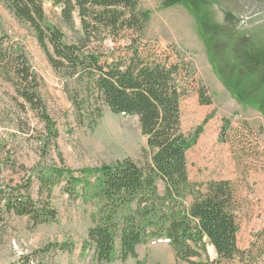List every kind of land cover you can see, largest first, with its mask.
I'll return each mask as SVG.
<instances>
[{"label":"trees","instance_id":"obj_1","mask_svg":"<svg viewBox=\"0 0 264 264\" xmlns=\"http://www.w3.org/2000/svg\"><path fill=\"white\" fill-rule=\"evenodd\" d=\"M3 1L18 21L34 30L51 67L65 80L81 124L87 117L95 127L103 107L137 117L151 157L142 166L128 159L100 170L68 169L62 157L61 164L43 168L21 165L25 175L20 181L0 180V230L10 215L26 217L34 227L56 223L52 195L61 187L71 199L98 203L85 248L99 264L126 262L137 256L139 246L164 239L182 264H258L264 248L255 255L238 247L234 183L204 186L189 179L187 151L198 134L191 140L183 133L180 104L196 84L202 105L210 106L212 100L176 48L147 42L150 18L139 0ZM45 2L60 9L70 38L46 24ZM15 52L0 49V75L15 86L21 107H29L44 123L47 141L56 140L57 127L41 97L39 79L27 57ZM48 146L42 148L44 158ZM4 165L14 171L16 162ZM209 248L216 258L209 256ZM51 250L71 253L73 248ZM17 264L41 263L24 258Z\"/></svg>","mask_w":264,"mask_h":264},{"label":"rangeland","instance_id":"obj_2","mask_svg":"<svg viewBox=\"0 0 264 264\" xmlns=\"http://www.w3.org/2000/svg\"><path fill=\"white\" fill-rule=\"evenodd\" d=\"M139 2L149 13L147 42L176 48L212 100V105H202L196 84L180 104L183 133L191 140L198 134L187 151L189 179L204 186L214 181L234 183L238 247L257 255L264 248V0ZM44 12L48 26L61 29L67 38L73 35L53 3L45 2ZM76 27L80 29L79 22ZM0 49L3 53L16 49V54L27 57L58 132L56 140L48 142L44 123L29 107H21L15 86L0 75V180L20 181L25 175L21 165L43 168L61 164V157L75 171L100 170L128 159L140 166L149 162L148 139L137 117L116 115L103 107L95 127L87 117L81 124L67 84L51 67L34 30L18 21L3 0ZM45 144L49 146L44 158ZM12 161L14 171L4 165ZM52 199L56 223L34 227L26 217H6L0 230V264H17L24 258L41 264H99L85 248L97 201L71 199L61 187ZM60 245H70L73 251H49ZM209 250V256L216 258L215 250ZM135 253L126 262L110 264H182L165 239L141 245ZM257 263L264 264V254Z\"/></svg>","mask_w":264,"mask_h":264}]
</instances>
